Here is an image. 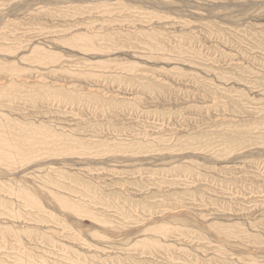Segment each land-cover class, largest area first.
I'll return each instance as SVG.
<instances>
[{
  "label": "rangeland",
  "instance_id": "1",
  "mask_svg": "<svg viewBox=\"0 0 264 264\" xmlns=\"http://www.w3.org/2000/svg\"><path fill=\"white\" fill-rule=\"evenodd\" d=\"M0 264H264V0H0Z\"/></svg>",
  "mask_w": 264,
  "mask_h": 264
},
{
  "label": "bare ground",
  "instance_id": "2",
  "mask_svg": "<svg viewBox=\"0 0 264 264\" xmlns=\"http://www.w3.org/2000/svg\"><path fill=\"white\" fill-rule=\"evenodd\" d=\"M22 3H23V1H22ZM28 48H29V47H28ZM53 163H54V162H53ZM235 170H236V169H235ZM16 175H17V173H16ZM12 178H13V177H12ZM8 179H9V178H8ZM19 194H20V193H19ZM185 209H186V208H185ZM175 212H176V211H175ZM175 212H174V213H175ZM176 213H177V212H176ZM63 214H64V213H63ZM156 217H157V216H156ZM71 219H72V218H71ZM90 227H91V226H90ZM79 228H80V227H79ZM141 230H142V229H141ZM105 233L107 234V232H105ZM108 234L111 235L110 232H108ZM116 235L118 236V234H116ZM126 235H127V234H126ZM108 237H109V236H108ZM109 238H110V237H109Z\"/></svg>",
  "mask_w": 264,
  "mask_h": 264
}]
</instances>
